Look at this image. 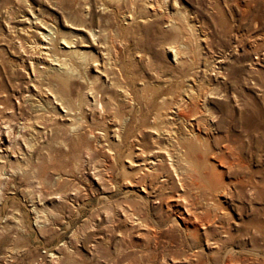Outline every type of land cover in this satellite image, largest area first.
Wrapping results in <instances>:
<instances>
[{
	"label": "rangeland",
	"instance_id": "obj_1",
	"mask_svg": "<svg viewBox=\"0 0 264 264\" xmlns=\"http://www.w3.org/2000/svg\"><path fill=\"white\" fill-rule=\"evenodd\" d=\"M28 11L47 24V37L72 39L76 52L44 41L28 47L39 40L35 23L20 18ZM52 51L69 70L62 83L37 74ZM96 67L121 90L106 88L113 107L125 110L124 92L134 104L116 145L89 103L105 87ZM32 76L70 94L75 117L60 118L48 100L32 105ZM141 85L155 96L157 87L190 89L208 154L219 157L226 146L239 158L223 169L215 201L196 188L174 200L208 222L194 234L161 204L178 186L158 178L169 165L134 174L126 161L138 149L166 160L161 148L146 150L164 142L149 141L155 105L132 97ZM134 126H145L146 136L132 140ZM96 129L105 133L102 145L91 136ZM123 185L147 191L125 193ZM161 219L167 224L157 227ZM0 264H264V0H0Z\"/></svg>",
	"mask_w": 264,
	"mask_h": 264
},
{
	"label": "bare ground",
	"instance_id": "obj_2",
	"mask_svg": "<svg viewBox=\"0 0 264 264\" xmlns=\"http://www.w3.org/2000/svg\"><path fill=\"white\" fill-rule=\"evenodd\" d=\"M20 18L28 19V20H31L32 23H35L32 26L30 31H32L38 37L39 40L38 41H35V39L28 40V43H27L28 47L36 48L39 46V43L41 41H44V43L47 45V49L48 48L53 49V45L55 44L58 45L60 43L64 51L68 53L76 52L74 41H72V39L64 38L62 36H60L58 39H52L51 37H47V28H46L47 24L44 22L43 24H40L37 21L38 18H37L36 13H34L33 11H28V13H26L25 15L23 14L20 15ZM21 29H22L21 27L18 28V30H21ZM53 41L55 42L54 44H53ZM47 55H49L48 60H47ZM175 55L176 54H174V56ZM36 66L38 67L37 74H41L43 78H45L52 73L54 76H56L58 83H62L65 81L62 75L63 74L65 75V73H68L69 71L68 68L66 67L65 62L62 59H60L58 56H56L53 53V51L51 54H44L43 57H40V61L38 62ZM100 69H101V74L96 75V78H99L100 76L105 75V69L102 67L101 68L96 67L95 73L99 74ZM34 77L31 79L32 89L30 93L27 94V96L33 97L31 99L32 100L31 104L36 105L39 99H44L46 101L48 100L52 104V107L60 109L59 110L60 113L58 112L59 113L58 116L60 118L65 117L64 119L71 120V118L74 116L73 113L75 112L74 111L75 107H74L73 100H72L73 97L70 94L65 97L61 94V91L55 90L51 86L41 85L42 83L38 82L37 78L34 79ZM93 86H90V87L94 89ZM102 86H105V87L101 90V96L99 97L98 96L96 97L95 95L90 94L88 92L90 94L89 103L91 104L96 114L99 117L102 116L103 125H102V128L100 129L103 131H107L108 127H111L110 129L112 133L110 134V137L112 138L111 143L116 145L121 140L120 133H123V132L125 133V131H127L126 129L127 123H124V120H127L128 118L124 117V112L127 111L128 114H131L134 108V104L130 99L131 96H127V94L124 92L123 95L121 94L120 95L122 96V100L127 102V107L125 106L126 108H124L125 110L121 111L117 109L116 107H113L115 104L114 100L116 99L115 98L111 99L110 95L106 91V88L107 90L112 88L119 92H121V90L117 88L118 85H115L114 81L112 79H108L107 76H103L102 80H99V87H102ZM141 86H142L141 93L136 92L135 96H132V97H136V99L142 101L143 103L145 102L146 98L152 99L155 105L154 108L151 110L152 117L148 124L149 126L148 130L151 132L150 134L151 138L149 141L152 143H158L161 139L164 142L162 146L156 144V146L148 147L146 148V150L152 151L154 148H161L164 151L166 160L163 159L161 155L158 154V152H155L154 155H151L149 154L150 152L143 153L138 149L136 150L137 152L133 154L132 152L128 150L127 154L129 158L128 159L126 158V161L129 164V168L135 174V170L142 171V172H146V171L149 172L153 170L154 168L157 169L156 167H158V164H160L161 168H163L164 163L169 165L171 171L164 170L158 175V178L162 180L164 184L167 182L172 183L173 177L175 178V181L178 184L177 190L176 189L175 191L171 190L172 192H169V194L166 195L167 199L165 200V197H164L163 198L164 200L161 201V204L167 207L168 209L175 208L176 204L174 203V200L175 202H178V201L183 202L184 198H186L185 192L189 191L192 188H196L198 191H200V193L205 196V201H210V200L215 201L214 199L217 197V195H219L222 192L223 186L226 185L223 180V176H224L223 169H225L226 166L230 167L238 163L237 159L239 158L236 157L237 159H235L233 158V156H230L231 154H233V152H230V148L226 146H225L223 154H221L219 157L208 154L207 150L211 148L210 146H208L209 142H207V140H201V138L197 135L199 130L198 128H196V126L199 123L198 118L201 115H203V112L198 107L197 103L191 100L190 93L192 92L190 89H187V88L185 89L183 87L173 88V86H171L170 88H165L164 91H161L163 88L157 87L158 91L162 93L158 92V95L155 96L154 91H151L148 94H145L147 89H154V88L145 87L143 85ZM176 90H177L176 100H175L176 104L167 105V99L170 97V95L168 94H170L171 91H176ZM181 93L185 96V98L179 97ZM138 96H142L145 99L140 98ZM77 99L79 100V98ZM134 101L137 102V100H134ZM187 102L191 106L188 107V105H186ZM183 103H185L184 107H188L190 109L188 114L185 113L184 107L183 109L180 108V105ZM80 106H79V109H81ZM138 117L139 116H137L136 119H138ZM209 119L210 121L213 122L211 118ZM134 129H136L135 132H133ZM194 129H197V130H194ZM101 130H97V129L95 131L90 130V132L92 133L91 136H94L97 139L98 144L100 145H102V143L105 140V137H104L105 133L101 132ZM133 130H129V135L132 140H136V138L141 139V138H144V136H146L145 126L142 129H141V126H139V128H136L134 126ZM126 138L127 137H124V139ZM82 142H83V145L87 148L88 145H87L86 140H83ZM105 146H108V143H106ZM136 148H145V147L139 146ZM25 149H26V152L29 151L27 147ZM7 152L8 153L10 152L8 149V146L7 148H5L4 153L2 155L5 156ZM161 168L159 169V171L161 170ZM165 186L168 187L166 184ZM123 187H124L125 193L138 191L144 194L147 191L145 186L144 187H139V186L134 187V189L129 185H125V186L123 185ZM141 197H143V195H141ZM156 201H160V200L156 199L154 202ZM217 202L221 204L219 199H217ZM175 210L176 212L172 214V216L170 214V215H167V217L171 221L175 217L173 215H177L182 222L183 231H185L188 235L194 234V230H197L198 228L203 229L204 226L208 223L205 220H201V217L197 215L199 220H201V222L199 224H196L195 223L197 219L196 215H190L188 217V212L183 211V210H177L176 208ZM155 222H156L155 224L157 227L158 225L165 226L167 224L166 220H162V219L161 221L155 220Z\"/></svg>",
	"mask_w": 264,
	"mask_h": 264
}]
</instances>
